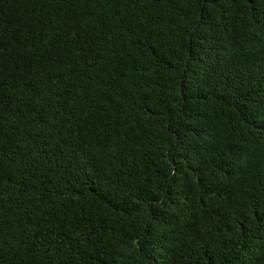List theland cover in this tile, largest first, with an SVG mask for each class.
Masks as SVG:
<instances>
[{"label":"trees","instance_id":"16d2710c","mask_svg":"<svg viewBox=\"0 0 264 264\" xmlns=\"http://www.w3.org/2000/svg\"><path fill=\"white\" fill-rule=\"evenodd\" d=\"M0 264H264V0H0Z\"/></svg>","mask_w":264,"mask_h":264}]
</instances>
